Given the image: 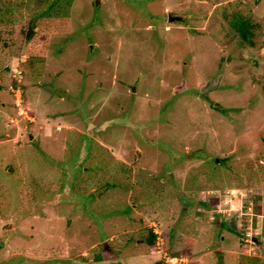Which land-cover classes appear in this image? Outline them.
Returning a JSON list of instances; mask_svg holds the SVG:
<instances>
[{
    "label": "rangeland",
    "instance_id": "obj_1",
    "mask_svg": "<svg viewBox=\"0 0 264 264\" xmlns=\"http://www.w3.org/2000/svg\"><path fill=\"white\" fill-rule=\"evenodd\" d=\"M241 256L264 264V0H0V264Z\"/></svg>",
    "mask_w": 264,
    "mask_h": 264
},
{
    "label": "trees",
    "instance_id": "obj_2",
    "mask_svg": "<svg viewBox=\"0 0 264 264\" xmlns=\"http://www.w3.org/2000/svg\"><path fill=\"white\" fill-rule=\"evenodd\" d=\"M230 24L233 28H235L236 30H238L240 32V35L242 37L246 38V36L248 35V32H247L248 23L245 19H242L241 17L238 18L236 16L230 20ZM34 26H35V23L32 20L28 24V30H27L28 38L30 37L29 35H31L34 32ZM221 225L223 227H226V229H228L230 232L234 233V231L232 229H230V227L227 224H225L224 222H222ZM155 236L156 235L153 232L149 231L148 237L146 239L148 248L153 247L154 241H155ZM98 259L100 260V259H102V257L99 256ZM159 263L160 262H156L155 264H159ZM118 264H120V263L118 262ZM238 264H262V263H261L260 258L250 257V256H241Z\"/></svg>",
    "mask_w": 264,
    "mask_h": 264
},
{
    "label": "water",
    "instance_id": "obj_3",
    "mask_svg": "<svg viewBox=\"0 0 264 264\" xmlns=\"http://www.w3.org/2000/svg\"><path fill=\"white\" fill-rule=\"evenodd\" d=\"M256 240V238H254Z\"/></svg>",
    "mask_w": 264,
    "mask_h": 264
},
{
    "label": "built area",
    "instance_id": "obj_4",
    "mask_svg": "<svg viewBox=\"0 0 264 264\" xmlns=\"http://www.w3.org/2000/svg\"><path fill=\"white\" fill-rule=\"evenodd\" d=\"M18 104V103H17Z\"/></svg>",
    "mask_w": 264,
    "mask_h": 264
}]
</instances>
